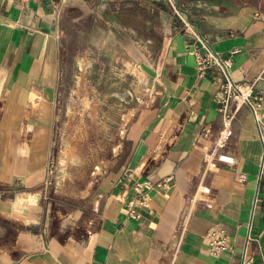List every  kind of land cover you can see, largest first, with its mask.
<instances>
[{
	"label": "crops",
	"instance_id": "0c3cea01",
	"mask_svg": "<svg viewBox=\"0 0 264 264\" xmlns=\"http://www.w3.org/2000/svg\"><path fill=\"white\" fill-rule=\"evenodd\" d=\"M195 34L215 51L237 49L235 82L264 96V0H0V264H264V201L256 200L264 140L243 104L223 148L237 163L207 166L223 130L224 76L216 67L199 74L188 49L201 45ZM70 52L122 56L148 73L152 92L111 167L68 196L50 190L44 159L20 168L15 141L2 168L5 134L53 130L29 127L48 115L24 105L35 93L17 85L3 109L1 86L4 70L18 73L17 84H50ZM260 112L264 124V100ZM213 227L229 234L232 250L210 252Z\"/></svg>",
	"mask_w": 264,
	"mask_h": 264
},
{
	"label": "rangeland",
	"instance_id": "374dc122",
	"mask_svg": "<svg viewBox=\"0 0 264 264\" xmlns=\"http://www.w3.org/2000/svg\"><path fill=\"white\" fill-rule=\"evenodd\" d=\"M56 71L55 74L53 70V76L59 79L52 77L50 84L42 85L17 84L23 80L18 73L4 70L3 109L18 85L23 91L35 93L30 101L24 102L32 114H48L45 121L40 120L44 126L32 118L29 127L53 131L39 136L33 132L5 134L6 159L2 168L10 169V147L15 141L14 160H19L20 168H33L35 160L44 159L49 163L50 190L71 196L89 188L97 175L111 167L114 158L120 155L126 125L140 106L147 105L152 91L148 73L122 56L112 59L94 52H70ZM7 76L14 84L6 83ZM27 139L40 146L50 142V152L29 153L16 148Z\"/></svg>",
	"mask_w": 264,
	"mask_h": 264
},
{
	"label": "built area",
	"instance_id": "2783aa9c",
	"mask_svg": "<svg viewBox=\"0 0 264 264\" xmlns=\"http://www.w3.org/2000/svg\"><path fill=\"white\" fill-rule=\"evenodd\" d=\"M197 40L201 45H190L188 49L197 61V68L199 74H205L211 68H218L223 76L224 81L220 87V94L218 95L219 111L223 120V130L217 139L215 150L206 155V164L209 168H214L218 162H227L230 164H236L237 159L224 152L223 148L226 146L228 140L234 133V120L237 115L239 107L243 104L249 105L254 113V117L257 121L261 137L264 140V124L260 112L261 104L264 100L263 95H255L252 88H242L237 84L232 75V64L234 55L238 52L237 49L230 51L229 53H221L211 49L208 45V41L199 35L195 34ZM232 100L237 101L235 108L231 107ZM242 175V179H244ZM140 187V185H139ZM256 200L264 201V172L260 175V185ZM142 204H148V197L144 193L142 194ZM210 252L214 255H219L224 252L232 250L233 245L229 234L222 228L213 227L205 235ZM243 264H245L243 262Z\"/></svg>",
	"mask_w": 264,
	"mask_h": 264
}]
</instances>
